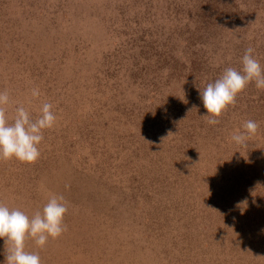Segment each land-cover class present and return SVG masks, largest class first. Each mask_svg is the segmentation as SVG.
<instances>
[{
    "label": "rangeland",
    "instance_id": "obj_1",
    "mask_svg": "<svg viewBox=\"0 0 264 264\" xmlns=\"http://www.w3.org/2000/svg\"><path fill=\"white\" fill-rule=\"evenodd\" d=\"M249 47L264 66V0H0L9 122L20 105L57 116L35 162L0 161V202L68 204L62 235L26 250L41 264H264V89L250 83L215 125L199 95Z\"/></svg>",
    "mask_w": 264,
    "mask_h": 264
},
{
    "label": "clouds",
    "instance_id": "obj_2",
    "mask_svg": "<svg viewBox=\"0 0 264 264\" xmlns=\"http://www.w3.org/2000/svg\"><path fill=\"white\" fill-rule=\"evenodd\" d=\"M239 68L227 67L215 79L199 91L200 99L210 117L208 123L215 125L223 111L235 103L237 95L250 83L257 89H264V66L254 55V49H246ZM31 97L40 96L39 88L30 90ZM10 102L7 90H0V161L15 159L22 163L35 162L40 156L39 145L44 139V131L51 129L57 116L53 104L44 102L39 114L32 116L23 105L15 110L12 121L6 114L5 106ZM258 122L247 120L243 130H237L232 140L240 146H246L247 140L256 134ZM68 204L62 195L52 194L42 209L31 215L20 208H10L0 202V240L8 245L5 259L0 264H41L38 252L26 250V240L31 239L37 248H43L49 239H56L66 230L64 217Z\"/></svg>",
    "mask_w": 264,
    "mask_h": 264
}]
</instances>
